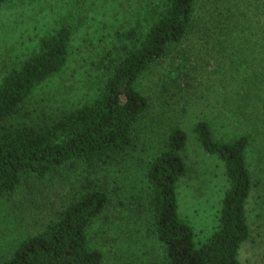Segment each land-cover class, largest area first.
<instances>
[{"label": "rangeland", "instance_id": "1", "mask_svg": "<svg viewBox=\"0 0 264 264\" xmlns=\"http://www.w3.org/2000/svg\"><path fill=\"white\" fill-rule=\"evenodd\" d=\"M164 8V0H11L1 5L0 82L37 50L43 36L63 26L71 32L65 66L36 86L6 124L43 126L91 104L115 59L130 44L129 30L143 34ZM194 41L189 47L185 43L173 47L140 77L137 88L149 106L135 123L133 143L126 151L107 164L71 161L44 177L25 176L0 200V264L23 239L43 231L72 198L93 190L108 198L88 228L89 246L102 253V264H166L152 228L146 170L176 127L187 134L180 152L187 173L177 182L178 213L193 228L196 244L204 243L216 230L228 180L222 161L207 154L197 139L194 126L202 120L211 124L215 141L232 142L242 135L249 139L245 157L251 178L246 202L250 234L239 248L238 259L239 264H264L260 53L253 54L252 68L234 72L221 63L220 48L210 45L194 65L198 52ZM186 51L191 65L181 69L179 59ZM254 73L252 79L246 78Z\"/></svg>", "mask_w": 264, "mask_h": 264}, {"label": "trees", "instance_id": "2", "mask_svg": "<svg viewBox=\"0 0 264 264\" xmlns=\"http://www.w3.org/2000/svg\"><path fill=\"white\" fill-rule=\"evenodd\" d=\"M11 0H0V6ZM165 8L143 34L130 29L123 54L115 59L100 95L89 105L43 126L7 125L34 88L58 73L68 60L70 29L63 26L43 36L36 51L0 82V200L25 176L44 177L71 161L109 163L133 143L132 131L148 110V99L137 83L149 68L176 46L194 39L193 64L209 47L220 48L230 71L257 66L264 72V0H164ZM201 10L200 13L198 11ZM187 51L181 69L191 63ZM193 56V57H194ZM207 60V59H206ZM202 62V61H201ZM205 62V60H204ZM203 65V64H202ZM256 73L247 75L252 79ZM194 132L204 151L222 161L228 188L222 198L216 230L200 245L193 228L178 213L177 182L187 173L180 152L187 134L172 128L163 149L148 163L152 228L166 264H239L240 246L249 238L246 202L251 178L245 152L249 139L232 142L213 138L211 124L202 120ZM99 190L83 192L58 213L43 231L23 239L1 264H102L103 255L91 249L88 228L107 205Z\"/></svg>", "mask_w": 264, "mask_h": 264}]
</instances>
